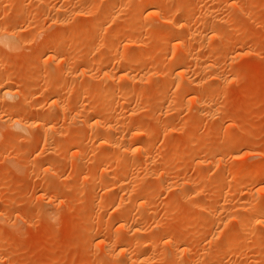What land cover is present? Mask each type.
<instances>
[{
  "label": "rangeland",
  "instance_id": "obj_1",
  "mask_svg": "<svg viewBox=\"0 0 264 264\" xmlns=\"http://www.w3.org/2000/svg\"><path fill=\"white\" fill-rule=\"evenodd\" d=\"M110 1L0 0V32L17 39L13 50L0 43V210L5 215L0 221V264L122 261L120 250V255L106 258L94 242L121 228V216H110L109 205L121 194L118 184L128 171L120 165L124 158L131 162L134 185L121 211L136 216L138 205L144 207L139 220L129 221V233L141 224L144 230L134 233L135 240L137 233L142 240L153 239L143 248L124 247L131 261L209 264L221 254V264H264V211L259 223L237 225L242 217L253 218L264 201V0H160L161 7L153 9L147 8L152 0ZM140 12L148 20L137 30ZM168 22L181 26L172 28ZM196 31L201 35L194 37ZM117 32L121 38L113 42ZM145 37L154 38L148 42ZM222 44L230 45L231 53L221 62ZM180 48L189 53L181 54ZM43 52L66 56V61L56 68V60H44ZM185 64L189 71L180 74ZM206 78L214 80L203 92L178 86L179 80ZM147 81L154 86L144 89ZM7 91L14 93L12 99L4 96ZM78 106L96 107L99 114L83 122L75 115ZM6 117L24 120L25 129L7 125ZM120 118L126 128L146 132L144 145L152 155L169 149L174 155L158 161L152 171L138 146L130 149V156L112 153L105 161L108 183H101V146L112 138L109 129ZM98 131L105 136L91 141ZM121 140L123 147L134 138ZM66 143L74 148L68 151ZM85 144L89 152L75 159ZM118 163L121 167L112 170ZM224 163L229 166L221 173ZM45 186L50 190L43 192ZM165 186L174 192L165 194ZM181 188L187 197H180ZM141 194L152 197L149 207ZM241 203L245 209L233 213ZM224 211L228 215L217 218ZM160 221L164 224L157 227ZM224 230L228 235H221ZM220 237L226 250L212 246ZM171 239H177L174 245ZM174 247L182 254L174 253Z\"/></svg>",
  "mask_w": 264,
  "mask_h": 264
},
{
  "label": "bare ground",
  "instance_id": "obj_2",
  "mask_svg": "<svg viewBox=\"0 0 264 264\" xmlns=\"http://www.w3.org/2000/svg\"><path fill=\"white\" fill-rule=\"evenodd\" d=\"M10 1V0H9ZM113 0H111L110 2H112ZM114 1H116V0H114ZM122 1V0H121ZM169 1V0H168ZM235 1V0H234ZM116 2H119V0L118 1H116ZM123 2H124V0H123ZM127 2V1H126ZM167 2V1H166ZM172 2V1H171ZM87 3V2H86ZM114 3V2H113ZM168 3H170V2H168ZM233 3V2H232ZM119 5H120V3H118ZM117 4V5H118ZM128 4V3H127ZM161 3H160V0H152L149 4H148V7L147 8H149V9H153V8H160L161 7V5H160ZM181 4H184L183 2L181 3ZM86 5H88V4H85V5H83L84 7H87ZM123 5H124V3H123ZM123 5H121V6H123ZM172 5V4H171ZM83 6H81V8H84ZM89 6V5H88ZM91 6V5H90ZM112 6H114V4L112 5ZM160 6V7H159ZM115 8V7H114ZM148 10V9H147ZM209 10V9H208ZM152 11V10H151ZM158 11V10H157ZM117 12V11H116ZM117 14V13H116ZM158 13H156V15H157ZM105 15V14H104ZM118 15V14H117ZM117 15H115V16H113L112 17V21H114V19H118L119 20V17H121L122 15L120 14V16H117ZM158 15H160V14H158ZM81 16H83V14H81L80 15V17ZM162 16V15H161ZM158 17V16H157ZM200 17H202V16H200ZM102 19V18H101ZM143 19L144 18H142L141 17V12H140V18L138 19V22H137V25H136V27H135V29H137V30H139L141 27H142V25H143V22L145 23V21H147V20H144L143 21ZM165 19V18H164ZM207 20V19H206ZM212 20V19H211ZM97 21H99V18H98V20L96 19V22ZM202 21V20H201ZM116 22V21H115ZM212 22V21H211ZM207 23V22H206ZM117 24V23H116ZM168 25H169V27L171 26L172 28H174V27H180L181 26V22H175V23H173V24H169V22L167 23ZM174 26V27H173ZM77 27V26H76ZM76 27L75 28H73L72 29V31H74V29H76ZM159 28L160 27H158L157 29H156V32H155V36L157 35L158 36V34L160 33V31H161V29L159 30ZM237 30V27H234V28H232V32H234V31H236ZM131 31V30H130ZM75 32V31H74ZM96 32V31H95ZM113 32V31H112ZM98 33V32H97ZM100 33V32H99ZM110 33H111V31H110ZM201 35V32L200 31H196L195 33H194V37L196 36V35ZM232 34V33H231ZM154 35V34H153ZM193 35V34H192ZM154 36V37H155ZM160 36V35H159ZM112 38H111V40L114 42V41H117V40H119L120 38H121V34L120 33H113L112 34V36H111ZM154 37H150V38H146V39H144L145 41H148V40H152ZM67 38V37H66ZM69 38V37H68ZM132 38V37H131ZM192 38V37H191ZM197 38V37H196ZM67 41V40H66ZM66 41H64V42H66ZM70 41V40H69ZM149 42V41H148ZM0 43L2 44V46H4L5 48H10V49H15L16 48V44H17V39L14 37V35H12V34H9L8 32L6 33H1L0 32ZM226 43V42H225ZM143 44V43H142ZM148 44V43H147ZM77 45H78V47H79V42L77 43ZM77 45H76V47H77ZM107 45V44H106ZM221 45V44H220ZM29 46V43L28 44H26V46H24V47H28ZM228 46H230V45H226V44H222V46H221V50H220V53H219V61H223L224 60V58L227 56V55H229V53H231V52H229L228 50H229V47ZM231 46H233V45H231ZM104 47H105V45H104ZM108 48V47H107ZM187 48V47H186ZM236 48V47H235ZM235 50V49H234ZM175 51H176V49H175ZM177 52V51H176ZM178 52H180L181 54L182 53H189L188 52V50L187 49H182V48H180L179 50H178ZM233 53V52H232ZM179 54V53H178ZM183 54V55H184ZM40 55H42V58L45 60H50V61H54V60H56V63H55V67L56 68H60V67H62L63 66V64L65 63V57H55L51 52H43L42 54H40ZM68 57V56H67ZM100 64H102V63H100ZM91 66H95V64L94 63H92L91 64ZM187 71H189V66L188 65H184L181 69H180V74H184L185 72H187ZM107 73V72H106ZM107 75H108V73H107ZM177 76H178V74H176ZM180 76V75H179ZM178 76V77H179ZM107 79V81L110 79L109 77L108 78H106ZM128 79H130V77L129 78H127L126 77V80H128ZM180 79V78H179ZM220 79V78H219ZM174 80V79H173ZM212 80H214V79H203V80H200V81H182L181 82V80H179L180 82H179V84L180 85H178V86H180V88H183L184 90H187V91H189V90H192V89H196L197 87L199 88H201V92H203L202 90L204 89V87L208 84V83H211V81ZM217 79H215V81H216ZM219 81V80H218ZM127 82H129V81H127ZM124 83H125V81H124ZM157 83V82H156ZM173 83V82H172ZM154 86V82H151V81H147L145 84H144V89L146 88H151V87H153ZM198 90V89H197ZM199 91V92H200ZM23 93V92H22ZM14 93H11L10 91H7L5 94H4V96L5 97H8V98H10V99H12L13 98V95ZM201 93H199L198 95H200ZM202 96V95H201ZM7 98V99H8ZM97 100V99H96ZM101 100V99H100ZM98 101V100H97ZM55 103V102H54ZM94 103V102H93ZM86 105V104H85ZM206 105H208V104H205V105H202L201 106V108L202 109H206L207 108V106ZM51 106V105H50ZM81 107V106H80ZM93 107V106H92ZM78 108H79V106H78ZM78 108H76V109H78ZM87 108V107H86ZM86 108L84 109V108H82L81 107V109L79 108L78 110H76V113H75V115H76V117L78 116V117H80L81 119H82V121L84 122H87L86 120L88 119V118H91V117H95L96 115H98L99 114V111L98 110H95V108L94 109H88V110H86ZM200 108V109H201ZM131 111V110H130ZM133 111V110H132ZM201 111V110H200ZM204 112V111H203ZM120 114H122V113H120ZM125 113L123 112V116L122 117H124L125 115H124ZM1 117V116H0ZM121 117V118H122ZM128 117V116H127ZM136 117V116H135ZM117 119L118 120V123L115 125V126H113V128H112V126H111V128L112 129H109L110 131L112 130V132H113V135H112V138L111 137H109L108 139H106V141H105V139L103 140V144H102V146H101V149H102V151H101V154L99 155V157H98V159H99V161H102V165L100 166V174H101V180H100V182L101 183H108V180H109V176H108V174H107V172H108V165L107 164H105V161L107 160V158L112 154V153H121V151H122V153L124 152V153H126V155H128V156H130V149L133 147V146H138L139 147V149L142 151V153H143V158L145 159V165H147L146 167L148 168V167H150L151 168V170L153 171V167L156 165V163L158 162V161H166V160H168L171 156H172V153H173V155H174V152H170V149H169V152H166L165 154H162V155H158V156H155V155H152V151H150V149H148L145 145H144V140H146V136H145V134H146V132H145V134H143V133H141V132H138V131H135L134 129H130L131 127L130 126H127V128L125 127L126 126V122H124V121H122V119ZM125 118V117H124ZM121 120V121H120ZM128 120V119H127ZM135 120V119H134ZM137 121V120H136ZM4 122L7 124V125H9V126H11V127H13V128H16V129H19V130H24L25 129V121L24 120H20L19 118H14V117H6L5 118V120H4ZM134 123V122H133ZM141 123V122H140ZM92 124V123H91ZM94 124H96V123H94ZM95 126V125H94ZM98 126V125H97ZM103 126V125H102ZM92 127V126H91ZM96 127V126H95ZM133 127V126H132ZM106 129V128H105ZM93 130V129H92ZM143 131V130H142ZM138 132V133H137ZM105 136V132L104 131H98L95 135H93V136H90V140L92 141H96L97 139H101V138H103ZM131 138H134V140H133V142H131V144L130 145H124L123 147H121V143L120 142H122L123 140H121V139H131ZM171 138H172V136H171ZM171 138H169V139H167V140H170ZM176 138V137H175ZM47 139V138H46ZM174 140V139H173ZM127 141V140H126ZM124 142V141H123ZM130 143V142H129ZM186 143H188V142H185V144ZM122 144H124V143H122ZM184 144V145H185ZM74 148V145L72 144V143H66V149L69 151V150H71V149H73ZM89 149H90V146L88 145V144H85L84 146H80L79 148H78V150H77V152H76V155H75V159H79L81 156H83V155H87V153L89 152ZM199 151H200V149H199ZM198 151V152H199ZM201 151H202V149H201ZM154 152V151H153ZM154 154H155V152H154ZM115 155H117V154H115ZM124 155V154H123ZM125 155V156H126ZM118 157H120V154L118 155ZM121 158H122V156H121ZM123 158H124V156H123ZM118 159V158H117ZM74 160V159H73ZM119 160H121V159H119ZM75 162V161H74ZM116 164V163H115ZM115 164H112L111 165V167H112V170H114V169H119V166L121 165V166H123L126 170H128V171H126V174L121 178V180H120V182H119V184H118V186H119V188H120V191H121V194H120V196L119 197H116V198H114V200L111 202V205H109V207L111 206V208H112V210H110V216H112V217H117L118 215H120L121 216V218H120V220L118 221L119 223H118V225L121 227L120 229H119V231L118 232H114V234H112L110 237H108L107 238V236L105 237V236H101L100 237V239H99V241L95 244V242H94V245H95V247L96 248H98L99 249V251H101L102 252V254H104L105 255V257L106 258H110V257H115L116 255H120V254H122L123 256H124V259L122 260V261H120V262H117V264H135V262H133V258H132V261H131V259H130V254H129V256H128V254H127V256H128V258H127V256H126V251H125V249H124V247L126 248L127 246H129V249L131 250V248L132 247H130L132 244H133V246H136L137 248H143V247H146V245H148L149 244V242L151 241H153V239H151V238H149L150 239V241L147 239L148 237H146V240H142L143 239V235L142 236H139L140 235V233H137L136 234V236L138 235L139 236V238H138V236H137V240H135L136 238H135V234L134 233H136V232H142L143 230H144V227L143 226H141V224L140 225H137V226H134L135 228H134V233H129V232H132V230L130 231L129 230V228H128V225H129V221H134V222H136V220H139V219H137L140 215L142 216L143 214H141L142 212V210L144 209V207L143 208H141V205H138V203H137V205L139 206V209H141V211H140V213L139 214H137L136 216H132L131 215V211L128 213V212H126V211H121L122 209H123V207H121L122 206V204H125L124 203V201H125V199H124V197L126 198H129L128 196V194H129V192L132 190V188H133V181H132V177H131V175H130V173H129V168H130V164H131V162H130V164H129V161H128V159L127 158H124V159H122V164H120L119 165V163H118V165H115ZM118 166V167H117ZM120 166V167H121ZM228 166L229 165H227V163H224V166L220 169V172L222 173V172H225L226 171V169L228 168ZM256 166V165H255ZM254 166V170H257V169H255V168H258L259 166H256L255 167ZM137 169V168H136ZM150 170V171H151ZM142 174V173H141ZM150 174V173H149ZM153 175H155L156 177H157V175H158V173L155 171V172H153ZM153 175H151V176H153ZM108 176V177H107ZM140 176V175H139ZM151 176H149L150 178H152ZM145 177L146 176H144V179H143V181L144 180H147V179H145ZM155 177V178H156ZM142 178V177H141ZM150 178H148V180L150 179ZM107 180V181H106ZM112 180V179H111ZM150 180H152V179H150ZM155 180V179H154ZM153 181V180H152ZM151 181V182H152ZM109 182H111V181H109ZM146 182V181H145ZM154 182V181H153ZM136 183V182H135ZM150 183V182H149ZM148 183V184H149ZM181 183V182H180ZM186 183V182H185ZM184 182H182V184H185ZM194 183V182H193ZM140 185L141 184H143L142 183V181L139 183ZM50 186V185H49ZM49 186H45L44 188H42V191L43 192H46L47 190H50L49 189ZM135 186L137 187V185L135 184ZM179 186H180V184H179ZM52 186H50V188H51ZM138 187H139V185H138ZM166 187V186H165ZM182 187V186H181ZM178 188H180V187H178ZM187 188V187H186ZM165 189V188H164ZM164 189H163V191H164ZM173 188H170V187H166V190H165V194L167 193V194H169L170 195V193H171V191H172V193L174 192L173 190H172ZM177 189V188H176ZM58 190V189H57ZM192 189H190V191H191ZM176 192H177V190H176ZM179 192V191H178ZM180 192H181V194H180V197H181V195H183V197L184 196H186L187 197V192H184V188H181L180 189ZM171 193V194H172ZM186 193V194H185ZM163 194V193H162ZM142 195V197H143V199H142V197H140L142 200V203L144 204V206L146 207V206H148L149 205V200L152 198V197H148V196H146V194L144 195V194H141ZM144 195V196H143ZM150 195V194H149ZM195 195V194H194ZM131 196V195H130ZM158 196V195H157ZM193 196V195H192ZM132 197H134V195L132 196ZM139 197H136V199L137 198H139ZM154 198H155V196H153ZM189 197V196H188ZM195 197V196H194ZM192 198V197H190L191 199H189L191 202H193L194 200H195V198ZM126 198V200L128 201V199ZM135 198V197H134ZM148 198H150V199H148ZM163 198V197H162ZM162 198H161V201H162ZM182 198V197H181ZM160 199V198H159ZM164 199V198H163ZM133 200H135V199H133L132 198V200L130 199V201L132 202ZM138 200V199H137ZM140 200V199H139ZM137 201V202H140V201ZM165 200V199H164ZM187 200V199H186ZM256 200V199H255ZM136 201V200H135ZM134 201V202H135ZM159 201V200H158ZM188 201V200H187ZM129 202V201H128ZM130 202V203H131ZM133 202V203H134ZM195 202V201H194ZM253 202L256 204V202H258V201H254L253 200ZM253 202H251V203H253ZM260 202H261V200H260ZM259 202V204H261L260 206H258V207H261V209H259V210H257V212H256V215H252L253 216V218H245V217H242V218H240L239 220H238V222H237V225L238 226H243V225H246L247 223H249L250 221H254L256 224L257 223H259V222H257V220H258V218L257 217H259V216H261V213L264 211V201H262L261 203ZM157 203V202H156ZM162 203V202H161ZM253 203V204H254ZM263 203V204H262ZM1 204H2V199L0 200V206H1ZM159 204V203H158ZM191 204V203H190ZM258 204V205H259ZM134 205H136L135 203H134ZM136 205V206H137ZM151 205V204H150ZM257 205V204H256ZM124 206V205H123ZM120 207H121V209H120ZM149 207V206H148ZM158 207V206H157ZM151 208H153V207H151ZM156 208V207H155ZM245 209V204H243V203H241L240 205H238V206H236V207H234V209H233V213L235 212V213H238V212H241V211H243ZM156 210L157 209H155V212H156ZM232 210V209H231ZM263 210V211H262ZM149 211H150V208H149ZM143 212H145V210H143ZM231 212V211H230ZM229 212V213H230ZM146 213V212H145ZM224 215H228V214H226V212L224 211V212H221V214H220V216L218 217L217 216V218H220V219H222L223 217H224ZM4 213H2V210H0V221H2V219H4ZM138 216V217H137ZM140 216V217H141ZM7 217V216H6ZM119 217V216H118ZM6 219H8V218H6ZM145 220H146V218H145ZM219 220V219H218ZM7 221V220H6ZM5 221V222H6ZM9 221V220H8ZM163 221V220H162ZM162 221H160V222H157V227H162L163 226V224H164V222H162ZM146 222V221H145ZM261 224H263L264 225V221L262 220L261 222H260ZM146 224V223H145ZM220 229V228H219ZM146 231V230H145ZM148 231V230H147ZM222 232V231H221ZM218 233V232H217ZM223 233H226V234H223ZM221 235H228L227 233H228V231L227 230H224V232H223ZM129 234H133V235H129ZM211 234V233H210ZM216 234V233H215ZM220 235V234H219ZM141 237H142V239H141ZM214 237V236H213ZM221 239H216V238H214V240H212L213 241V243H212V246H214L215 247V249H217V250H223V249H225L226 248V241L225 240H223V238L222 237H220ZM247 239V238H246ZM257 239V238H256ZM138 240H140V241H138ZM177 240V239H176ZM175 240V241H176ZM209 240V239H208ZM137 241V242H136ZM175 241H173V239H171V240H169L168 242L169 243H174ZM256 241V240H255ZM255 241H253V243H255ZM240 242H245L246 243V240L244 239H241L240 240ZM249 243V242H248ZM252 243V244H253ZM135 244V245H134ZM171 244V245H172ZM182 244V243H181ZM247 244V243H246ZM174 245V244H173ZM179 245V244H178ZM254 245V244H253ZM253 245H250V246H253ZM180 246V245H179ZM249 246V245H248ZM181 247V246H180ZM180 247H178V248H176V247H174V249L173 250H175V249H177V250H175V252L174 251H172V252H174V253H180L179 251L181 250V248ZM173 248V247H172ZM250 248V247H249ZM129 249H127L126 248V250H128L129 251ZM178 249H180V250H178ZM183 249V248H182ZM120 250V254L118 253V251ZM185 250V249H184ZM226 250V249H225ZM127 251V252H128ZM182 251V250H181ZM188 250H186V252H187ZM189 252V251H188ZM223 253V252H222ZM180 254H182V253H180ZM179 254V255H180ZM203 254H205V253H203ZM207 254V253H206ZM179 255H178V257H179ZM144 256V255H143ZM173 257H174V255H172ZM247 255H246V250H245V252H243L242 253V258H245ZM142 257V256H141ZM145 257V256H144ZM147 257V256H146ZM145 257V258H146ZM135 258V257H134ZM144 258V260L146 261L147 259H145ZM148 258V257H147ZM175 258H177L176 256H175ZM128 259H130V260H128ZM139 259V258H138ZM138 259H137V261H138ZM142 259V258H141ZM140 260V259H139ZM134 261H135V259H134ZM144 261V262H145ZM222 261H223V256L221 255V254H217L216 256H215V258H214V260L212 261V262H210L209 264H221L222 263ZM200 262V261H199ZM199 262H198V264H199ZM137 263V262H136ZM194 263H196V262H193L192 264H194ZM200 264H201V262H200Z\"/></svg>",
  "mask_w": 264,
  "mask_h": 264
}]
</instances>
